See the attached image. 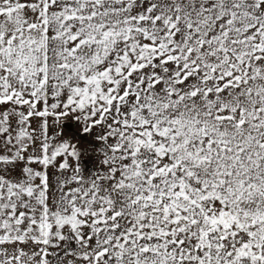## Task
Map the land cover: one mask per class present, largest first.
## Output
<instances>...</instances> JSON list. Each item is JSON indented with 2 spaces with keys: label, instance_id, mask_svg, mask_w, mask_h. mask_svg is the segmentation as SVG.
Wrapping results in <instances>:
<instances>
[{
  "label": "snow or ice",
  "instance_id": "6c2138e0",
  "mask_svg": "<svg viewBox=\"0 0 264 264\" xmlns=\"http://www.w3.org/2000/svg\"><path fill=\"white\" fill-rule=\"evenodd\" d=\"M0 264H264V0H0Z\"/></svg>",
  "mask_w": 264,
  "mask_h": 264
},
{
  "label": "rangeland",
  "instance_id": "374dc122",
  "mask_svg": "<svg viewBox=\"0 0 264 264\" xmlns=\"http://www.w3.org/2000/svg\"><path fill=\"white\" fill-rule=\"evenodd\" d=\"M50 171H54V169H50Z\"/></svg>",
  "mask_w": 264,
  "mask_h": 264
}]
</instances>
